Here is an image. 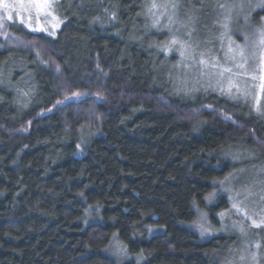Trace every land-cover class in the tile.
<instances>
[{"label": "trees", "instance_id": "obj_1", "mask_svg": "<svg viewBox=\"0 0 264 264\" xmlns=\"http://www.w3.org/2000/svg\"><path fill=\"white\" fill-rule=\"evenodd\" d=\"M177 1L206 18L220 2ZM149 2L58 0L56 37L0 36V264H135L108 253L116 235L139 264H220L235 242L202 240L188 224L196 206L215 221L229 207L226 194L206 197L240 152L264 161V119L215 92L169 93Z\"/></svg>", "mask_w": 264, "mask_h": 264}, {"label": "rangeland", "instance_id": "obj_2", "mask_svg": "<svg viewBox=\"0 0 264 264\" xmlns=\"http://www.w3.org/2000/svg\"><path fill=\"white\" fill-rule=\"evenodd\" d=\"M57 1L49 0L52 6L46 8L37 6L43 5L44 0H0V36L17 40L12 28L22 27L56 37L63 24L53 27L56 22L53 17L63 21L55 9ZM263 7L264 0H220L212 16L206 18L209 16L184 7L177 0H150L145 11L147 31L158 36L165 34L159 39L157 51L163 56L161 75L169 93L193 100L215 92L244 105L249 115L263 120L264 16L255 17ZM9 15L11 20L7 18ZM19 83L17 100L23 106L35 83L32 79ZM95 132L87 130L85 137L101 134ZM85 144L83 140L79 143V155L84 153ZM235 161L238 167L221 179L206 197V204L211 205L226 194L229 207L218 211L215 221L207 208L196 206V217L188 226L202 240L235 236L234 243L218 252L220 264H264V161L255 159L249 152L245 155L240 152ZM253 221L261 226L255 227ZM152 230L163 232L164 227L152 226ZM114 238L108 253L121 263L135 260L139 264L138 256L132 255L117 235ZM115 242L120 244L115 247Z\"/></svg>", "mask_w": 264, "mask_h": 264}, {"label": "snow or ice", "instance_id": "obj_3", "mask_svg": "<svg viewBox=\"0 0 264 264\" xmlns=\"http://www.w3.org/2000/svg\"><path fill=\"white\" fill-rule=\"evenodd\" d=\"M37 6H38V7H46V8H50L52 5H51V3H49V0H44V4H43V5H37ZM5 7H7V5H5ZM153 7H156V5L154 4ZM173 7H175V5H173ZM7 18H8L9 20H11V19H12V16L9 15ZM53 20L56 21V22L53 24V27H54V28H55V27H59L60 23L63 22V21L59 20V19L56 18V17H53ZM157 23H158V21H157ZM29 26H30V25H29ZM43 30H44V31H47V29H43ZM50 34L55 35L54 32H52V33H50ZM261 42L264 43V40H262ZM172 43L175 44L176 41L173 40ZM237 47L239 48L240 46H237ZM242 54H243V53H242V50H241V55H242ZM181 55H183V53H181ZM57 71H59V66H57ZM223 71H225V72H230L231 69H224ZM81 95H83V93H80V92H74V93H72V96H74V97H79V96H81ZM70 98H71V97H65L66 100H67V99H70ZM56 103H57V104H60V103H63V101H57ZM257 110H259V109H257ZM233 207H236V205L234 204ZM220 215H224V213H220ZM253 225H254L255 227H260V226H261L260 224H257L256 221H253Z\"/></svg>", "mask_w": 264, "mask_h": 264}]
</instances>
